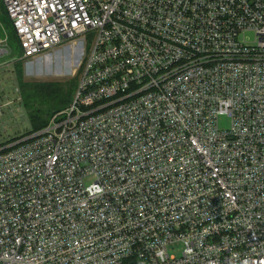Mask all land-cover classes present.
Returning a JSON list of instances; mask_svg holds the SVG:
<instances>
[{"label": "built area", "instance_id": "2783aa9c", "mask_svg": "<svg viewBox=\"0 0 264 264\" xmlns=\"http://www.w3.org/2000/svg\"><path fill=\"white\" fill-rule=\"evenodd\" d=\"M2 1L24 58L94 42L0 142V264H264V0Z\"/></svg>", "mask_w": 264, "mask_h": 264}, {"label": "rangeland", "instance_id": "374dc122", "mask_svg": "<svg viewBox=\"0 0 264 264\" xmlns=\"http://www.w3.org/2000/svg\"><path fill=\"white\" fill-rule=\"evenodd\" d=\"M0 40L10 51L9 54L0 57V106H3L0 114V142H2L36 132H31L34 126L37 127L31 118L33 114L49 123L60 111L54 109L58 104L54 102L57 99L53 96L51 86L62 85L64 91L70 92L73 100L77 82L80 80L83 57H87L94 36L92 34L88 36L83 55L76 47L67 44L35 58H24L20 39L3 1L0 0ZM228 122V119H223L222 127L227 126Z\"/></svg>", "mask_w": 264, "mask_h": 264}, {"label": "trees", "instance_id": "16d2710c", "mask_svg": "<svg viewBox=\"0 0 264 264\" xmlns=\"http://www.w3.org/2000/svg\"><path fill=\"white\" fill-rule=\"evenodd\" d=\"M16 65V64H15ZM17 82H18V79H17ZM62 85H55V86H51V91L53 93V96L55 99H57V101H54L55 103L58 104L57 108H54L56 110H61V109H64L67 107V105L69 106V104L72 102L71 100V97H70V92L68 91H64V89L61 87ZM78 86V82H77V85L76 87ZM39 87V86H38ZM76 89V88H75ZM39 91V89H38ZM76 91V90H75ZM40 92V91H39ZM22 94V93H21ZM73 96V95H72ZM23 97V96H22ZM61 104H64V105H61ZM36 115V114H35ZM34 114L32 115V120L33 122H36V126H34V130H32L31 132H34V131H37V130H40L42 128H44L45 126H47L48 123H46L45 120L41 119V117H37L35 116ZM29 132V134L31 133ZM19 137H14L10 140L11 141H14L16 139H18Z\"/></svg>", "mask_w": 264, "mask_h": 264}]
</instances>
